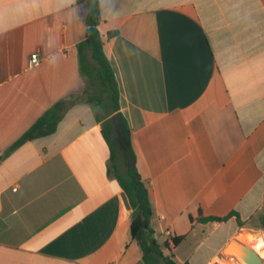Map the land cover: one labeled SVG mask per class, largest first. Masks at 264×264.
Listing matches in <instances>:
<instances>
[{
  "label": "crops",
  "instance_id": "obj_1",
  "mask_svg": "<svg viewBox=\"0 0 264 264\" xmlns=\"http://www.w3.org/2000/svg\"><path fill=\"white\" fill-rule=\"evenodd\" d=\"M99 3L155 238L167 254L165 230L183 237L178 263L227 264L241 231L264 234V0ZM87 14L80 0H0V264H143L102 121L80 99ZM67 99L53 134L13 147Z\"/></svg>",
  "mask_w": 264,
  "mask_h": 264
},
{
  "label": "trees",
  "instance_id": "obj_2",
  "mask_svg": "<svg viewBox=\"0 0 264 264\" xmlns=\"http://www.w3.org/2000/svg\"><path fill=\"white\" fill-rule=\"evenodd\" d=\"M87 6L85 38L77 46L80 71L87 80V88L80 99L94 108L98 121H102V133L111 150L109 174L117 179L126 193L131 208V236L137 243L143 264H181L178 263L171 249L164 252V246L155 238L151 226L152 207L147 187L139 173L137 155L133 147L130 128L120 108L119 87L112 66L105 54L104 43L98 29L100 19L99 0H80ZM115 33H109V37ZM75 100H61L43 113L37 121L13 145L53 134L58 123ZM198 222L225 221L229 216L203 217L197 209ZM238 224L244 223L238 219ZM183 237H174V246ZM184 264H189L185 262Z\"/></svg>",
  "mask_w": 264,
  "mask_h": 264
},
{
  "label": "water",
  "instance_id": "obj_3",
  "mask_svg": "<svg viewBox=\"0 0 264 264\" xmlns=\"http://www.w3.org/2000/svg\"><path fill=\"white\" fill-rule=\"evenodd\" d=\"M126 203H127V201H126ZM230 245H233L236 248V254L240 258H242V260L246 264H263L262 258L259 257V255L256 253V251L249 248L248 246H246L245 244H243L242 242H240L237 239H233L228 243V245L223 250L224 254L227 253L228 247Z\"/></svg>",
  "mask_w": 264,
  "mask_h": 264
},
{
  "label": "rangeland",
  "instance_id": "obj_4",
  "mask_svg": "<svg viewBox=\"0 0 264 264\" xmlns=\"http://www.w3.org/2000/svg\"><path fill=\"white\" fill-rule=\"evenodd\" d=\"M250 233L251 234H253V235H255V236H251L250 235ZM257 237H259V238H257ZM239 238H242V239H245V240H257V239H261L262 241H263V243H264V234H260V233H253L252 231H249V230H244V231H241L240 233H239V236H238V238H235V239H237V240H239ZM240 241V240H239ZM243 243V242H242ZM243 244H245L246 246H248L249 248H251V249H253V247H251L253 244H250V243H243ZM254 250V249H253ZM263 252H264V245H263ZM255 251V250H254ZM236 252V251H235ZM225 257H229V258H232L233 260H231V261H228V260H224V261H222V262H225V263H227V264H246L243 260H242V258H240L238 255L236 256V255H234V254H232V253H226V254H223ZM240 259H239V258ZM263 260V264H264V259H262ZM244 263H243V262Z\"/></svg>",
  "mask_w": 264,
  "mask_h": 264
},
{
  "label": "bare ground",
  "instance_id": "obj_5",
  "mask_svg": "<svg viewBox=\"0 0 264 264\" xmlns=\"http://www.w3.org/2000/svg\"><path fill=\"white\" fill-rule=\"evenodd\" d=\"M239 240H240V242H243V243H246V244L247 243L253 244L251 247H253V249L256 251V253L259 255L260 258L264 259V252L262 250L264 243H263V241L261 239H257V240H251V239L250 240H245V239L239 238ZM235 251H236V248L233 245H230L228 247L227 253H232V254H234V255L237 256V254H236Z\"/></svg>",
  "mask_w": 264,
  "mask_h": 264
},
{
  "label": "built area",
  "instance_id": "obj_6",
  "mask_svg": "<svg viewBox=\"0 0 264 264\" xmlns=\"http://www.w3.org/2000/svg\"><path fill=\"white\" fill-rule=\"evenodd\" d=\"M39 63V57L37 54H33L31 56V64H38ZM164 237H165V244L171 248L174 246L173 244V239H174V236H173V233L170 229H166L165 232H164Z\"/></svg>",
  "mask_w": 264,
  "mask_h": 264
}]
</instances>
